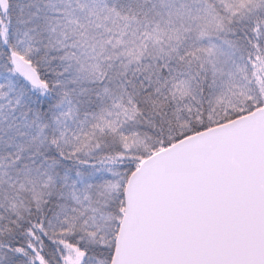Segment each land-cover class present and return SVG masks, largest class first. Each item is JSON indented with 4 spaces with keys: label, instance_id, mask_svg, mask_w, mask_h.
<instances>
[{
    "label": "snow or ice",
    "instance_id": "obj_1",
    "mask_svg": "<svg viewBox=\"0 0 264 264\" xmlns=\"http://www.w3.org/2000/svg\"><path fill=\"white\" fill-rule=\"evenodd\" d=\"M0 264H264V0H0Z\"/></svg>",
    "mask_w": 264,
    "mask_h": 264
}]
</instances>
